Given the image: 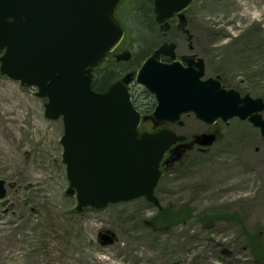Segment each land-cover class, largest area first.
<instances>
[{
    "label": "rangeland",
    "instance_id": "374dc122",
    "mask_svg": "<svg viewBox=\"0 0 264 264\" xmlns=\"http://www.w3.org/2000/svg\"><path fill=\"white\" fill-rule=\"evenodd\" d=\"M138 1L125 0L126 14L116 12L130 58L112 65L115 71L138 68L135 44L154 30L145 27ZM246 7L251 14H244ZM184 13L180 26L169 23L176 51L200 55L205 76H220L225 85L264 100V0H193ZM44 102L36 87L0 73V179L6 189L0 264H264L254 261L248 242L253 235L264 246V138L258 127L236 117L208 125L184 114L182 127H169L189 138L213 132L215 140L208 146L188 140L171 161L154 191L164 212L143 197L77 212L74 196L65 192L62 121L45 117ZM146 103L152 107V100ZM176 211L173 217L187 219L169 224ZM104 230L112 233L111 243L99 239Z\"/></svg>",
    "mask_w": 264,
    "mask_h": 264
},
{
    "label": "water",
    "instance_id": "95a60500",
    "mask_svg": "<svg viewBox=\"0 0 264 264\" xmlns=\"http://www.w3.org/2000/svg\"><path fill=\"white\" fill-rule=\"evenodd\" d=\"M121 0H0V73L20 84L35 86L45 98L44 115L61 117L62 161L74 194L75 210L103 209L109 203L143 196L159 207L153 194L162 171L159 161L176 141L186 138L160 128L138 132L141 115L121 81L105 91L91 88L92 70L108 59L121 41L124 28L115 14ZM192 0H153L159 23L183 11ZM175 45L163 43L145 58L135 80L154 94L155 107L144 116L156 127L165 122L183 125L181 115L192 112L207 124L233 117L259 127L264 138V101L248 93L226 89L221 81L205 79L201 57L175 59ZM165 54L173 61H159ZM214 133L194 135L191 144L207 146ZM185 145L176 149L174 159ZM5 195L0 179V198ZM103 244L113 241L109 231L99 233Z\"/></svg>",
    "mask_w": 264,
    "mask_h": 264
},
{
    "label": "flooded vegetation",
    "instance_id": "af4514ba",
    "mask_svg": "<svg viewBox=\"0 0 264 264\" xmlns=\"http://www.w3.org/2000/svg\"><path fill=\"white\" fill-rule=\"evenodd\" d=\"M123 7L121 10H124V13L126 9ZM151 20H152V28H154L153 31L151 32H143V36L139 38V40L136 42L137 49L140 50V63L153 51H155L160 45L163 43H173L175 45V58L180 60L183 64H185L181 56L186 55V56H193L194 58L201 57L200 55L194 53V52H185V53H179L176 51L177 45V39L176 42L169 41V23L171 22H176L177 26H180L181 23L185 20L184 18V12L183 14H174L173 17L170 19L165 20L163 23H157L155 21V15L153 12V0H151ZM126 14V13H125ZM165 28V30H163ZM184 34V33H182ZM190 48L192 46L190 45ZM130 55L126 52V49L124 47H119L118 46L109 53L108 59L105 61L107 63V68H104V62L100 63L99 66V73L102 72L104 69L106 70H113L112 65H118L122 60L129 59ZM159 60L161 62H166L169 63L173 60V58L169 57V55L165 54H160L159 55ZM140 65V64H139ZM138 65V67H139ZM206 66V65H205ZM137 70V69H136ZM130 71L127 68H118L117 71V76L116 79H122L125 74H130L129 78L126 79L125 84L127 89L129 90V93L131 95L132 101L136 108L139 110V112L144 116L147 115V110L150 109V106L146 104H142V101L147 98L149 101L152 100V102L155 100L154 95L150 93L149 91H146L144 87L141 84H138L135 79H134V74L136 73L135 71ZM98 72V71H97ZM96 74V73H95ZM98 78V77H96ZM109 83L107 82L106 85L103 86L101 90H105ZM143 108H146L143 110ZM139 130L141 131H152V123L150 120H142L139 125ZM170 154V152H169ZM168 156V153H165L162 161Z\"/></svg>",
    "mask_w": 264,
    "mask_h": 264
},
{
    "label": "trees",
    "instance_id": "16d2710c",
    "mask_svg": "<svg viewBox=\"0 0 264 264\" xmlns=\"http://www.w3.org/2000/svg\"><path fill=\"white\" fill-rule=\"evenodd\" d=\"M138 6L136 7L137 11H139V14L143 17V21H144V25L145 27L147 28H152V20H151V0H139L138 1ZM151 31H153V29H151ZM115 70H103L102 72H100L98 75H97V80L96 79H93L92 80V87L95 89V90H98L100 91L104 85L107 84L108 81H110L112 79V77L114 76L113 75V72ZM150 108H151V105H150ZM146 109V108H143V110ZM147 112H149V110H147ZM85 210V209H84ZM165 208H161L160 210H158V214L160 215L162 212H164ZM173 213L174 215H177L178 212H170L169 213V224H172V223H176V222H182L184 219L186 220L187 219V215H181L180 217L178 218H175L172 216ZM164 214V213H163ZM173 220H176V221H173ZM248 242H249V245L250 247H252V253H253V256H254V261L260 263V262H263L264 263V246L263 244L258 240L256 239L253 235H250L249 238H248Z\"/></svg>",
    "mask_w": 264,
    "mask_h": 264
},
{
    "label": "bare ground",
    "instance_id": "6f19581e",
    "mask_svg": "<svg viewBox=\"0 0 264 264\" xmlns=\"http://www.w3.org/2000/svg\"><path fill=\"white\" fill-rule=\"evenodd\" d=\"M245 3H247V2H245ZM244 14H245V15H249V14H251V12H250V8H249V7H246V8L244 9ZM260 153H261V151H260Z\"/></svg>",
    "mask_w": 264,
    "mask_h": 264
}]
</instances>
